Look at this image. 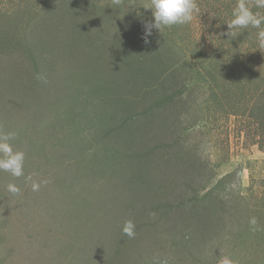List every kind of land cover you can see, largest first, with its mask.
Listing matches in <instances>:
<instances>
[{
    "label": "rangeland",
    "instance_id": "374dc122",
    "mask_svg": "<svg viewBox=\"0 0 264 264\" xmlns=\"http://www.w3.org/2000/svg\"><path fill=\"white\" fill-rule=\"evenodd\" d=\"M195 2L145 45L150 0H0L3 264H264V48Z\"/></svg>",
    "mask_w": 264,
    "mask_h": 264
},
{
    "label": "clouds",
    "instance_id": "9594fccd",
    "mask_svg": "<svg viewBox=\"0 0 264 264\" xmlns=\"http://www.w3.org/2000/svg\"><path fill=\"white\" fill-rule=\"evenodd\" d=\"M255 7L264 8V0H256ZM146 9H151L152 19L142 22L143 32L141 39L145 45L152 43L151 38L154 30L160 32L162 27H171L173 25H183L193 19L194 12H198V6L195 0H150ZM232 18L225 23L228 28L226 35H233L235 29H246L252 27L257 29L258 47L264 48V16L259 12H253L245 0H238L232 11ZM14 137V133L0 134V170L9 172L14 177H20L23 173L24 153L14 151L9 143ZM40 185L32 184V191H38ZM7 191L13 195L19 194L20 189L17 185L10 183ZM255 218L250 220L251 225H256ZM135 223L132 220H126L122 226V233L128 238H135ZM219 264H234L229 256H223Z\"/></svg>",
    "mask_w": 264,
    "mask_h": 264
},
{
    "label": "trees",
    "instance_id": "16d2710c",
    "mask_svg": "<svg viewBox=\"0 0 264 264\" xmlns=\"http://www.w3.org/2000/svg\"><path fill=\"white\" fill-rule=\"evenodd\" d=\"M0 264H3V262H2V261H0Z\"/></svg>",
    "mask_w": 264,
    "mask_h": 264
}]
</instances>
